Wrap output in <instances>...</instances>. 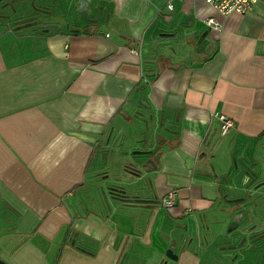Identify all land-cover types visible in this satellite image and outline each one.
Masks as SVG:
<instances>
[{
	"label": "crops",
	"instance_id": "crops-1",
	"mask_svg": "<svg viewBox=\"0 0 264 264\" xmlns=\"http://www.w3.org/2000/svg\"><path fill=\"white\" fill-rule=\"evenodd\" d=\"M84 1L0 0V264H215L264 166V0Z\"/></svg>",
	"mask_w": 264,
	"mask_h": 264
},
{
	"label": "water",
	"instance_id": "water-1",
	"mask_svg": "<svg viewBox=\"0 0 264 264\" xmlns=\"http://www.w3.org/2000/svg\"><path fill=\"white\" fill-rule=\"evenodd\" d=\"M78 4V11L82 12L84 10L85 1L84 0H77ZM149 120L152 119V115L149 116ZM153 131V130H152ZM147 151H137L133 154L138 153H146ZM135 165L139 172H145V168L148 167L149 163H140L135 162ZM255 164H252L254 166ZM260 172H264V166L261 167H246V171L244 175L246 176V182L243 184L242 187H233L240 192L239 198L234 200H226V206L221 209V216L223 220H229L228 230L227 233L231 232H239L243 233L245 229L253 231L257 225L262 226L264 225V190L259 189L260 187L257 185H253V182L259 178ZM238 174L234 177L236 178ZM122 182V181H121ZM251 198L249 202H244L245 199ZM256 231H253V234ZM249 236V234H246ZM251 235V236H252ZM229 248L222 250V256L219 258V262L215 264H232L236 262L237 264V256L240 255L238 251L234 256L231 257V254L235 251L228 250ZM168 257V254H165ZM169 258V257H168Z\"/></svg>",
	"mask_w": 264,
	"mask_h": 264
},
{
	"label": "built area",
	"instance_id": "built-area-1",
	"mask_svg": "<svg viewBox=\"0 0 264 264\" xmlns=\"http://www.w3.org/2000/svg\"><path fill=\"white\" fill-rule=\"evenodd\" d=\"M168 0L166 7L171 10L172 4ZM206 6L217 12L219 15L226 16L231 13L245 14L251 11L258 0H203ZM207 26L219 29L221 24L211 17L205 18ZM219 121V133L225 136L234 126L233 120L224 114L217 115ZM175 190H168L161 200V205L167 209L171 208L175 202Z\"/></svg>",
	"mask_w": 264,
	"mask_h": 264
},
{
	"label": "flooded vegetation",
	"instance_id": "flooded-vegetation-1",
	"mask_svg": "<svg viewBox=\"0 0 264 264\" xmlns=\"http://www.w3.org/2000/svg\"><path fill=\"white\" fill-rule=\"evenodd\" d=\"M31 21H34V19L30 20V23ZM253 231H256L254 235H252ZM253 231L248 230V228L245 229L243 233H239L235 237L233 243L229 246L221 247V251L227 248H229L228 250L234 249L235 251L231 254L232 257L240 250L238 251L240 255L237 256V264H259L264 259V231H261L260 228ZM246 234H249V236ZM259 240H262L261 244L258 243Z\"/></svg>",
	"mask_w": 264,
	"mask_h": 264
},
{
	"label": "rangeland",
	"instance_id": "rangeland-1",
	"mask_svg": "<svg viewBox=\"0 0 264 264\" xmlns=\"http://www.w3.org/2000/svg\"><path fill=\"white\" fill-rule=\"evenodd\" d=\"M257 227H259L261 231H264V225H262V226L257 225ZM258 243L261 244V243H262V240H261V241L259 240ZM222 252H223V251H222ZM254 258H255V255H254ZM219 260H221V259H216V260H215V263H216V262H219Z\"/></svg>",
	"mask_w": 264,
	"mask_h": 264
}]
</instances>
